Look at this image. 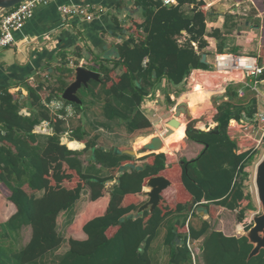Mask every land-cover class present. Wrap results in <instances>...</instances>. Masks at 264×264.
<instances>
[{
  "label": "trees",
  "instance_id": "trees-1",
  "mask_svg": "<svg viewBox=\"0 0 264 264\" xmlns=\"http://www.w3.org/2000/svg\"><path fill=\"white\" fill-rule=\"evenodd\" d=\"M192 4H196L195 0H176V5L170 7L161 0H141L143 19L127 30L130 36L116 49L118 59L110 68L91 66L101 78L99 83L90 82L87 90L93 93L99 88L94 97L103 101L107 120L124 122L129 132L150 127L140 105L154 87L162 79L172 87H180L192 70L207 69L200 62L208 46L202 39V13L195 9L193 15L186 16L182 10ZM183 31L190 37L180 45L178 37ZM191 43H197L198 54ZM77 65L84 67L88 63ZM117 69H122V73L112 77ZM42 90V85H38L37 89L27 91L26 104L34 109L29 118L20 115L22 105L14 94L6 89L0 91V197L13 209L0 223V264H46L42 259L63 243L57 230L59 214L72 207L86 189L90 202L102 198L107 193L106 183L113 180L115 184L108 192L109 202L104 213L83 225L86 237L83 241L68 239V250L53 264H151L148 246L158 228L172 215L189 214L192 200L195 208L206 210L208 219L202 222L199 231H186L184 223L174 224L166 239L172 264H264L262 251L248 260L252 245L245 237L225 236L214 231L211 225L216 217L213 208L233 212L247 198L243 189L247 177L244 169L252 163L253 155L237 153L235 142L227 135L229 123L239 118L238 107L230 101L223 102L217 107L214 128L205 132L188 131L185 136L186 128L181 123L165 140L174 154L184 142L201 146L194 159L184 157L179 163L167 166L163 153L150 154L145 157L147 163L135 167L129 155L96 148L94 140L84 139L86 134L81 128L76 130L73 139L85 140L83 151H75L81 147L75 142L61 144L63 121L50 117L44 109ZM201 91L197 89L192 95L198 98ZM233 95V91H228L226 96L231 100ZM51 98L49 94L46 100ZM41 120L52 125L51 136L40 137L33 132ZM171 152L167 151L173 155ZM84 166L105 169L108 176L88 175ZM153 177H164L171 185L176 180L174 196H168L171 191L166 189L153 212L144 211L142 217L134 218L144 204L138 196ZM243 216L244 209L238 212L237 221L241 222ZM23 229L30 231L29 239L16 249ZM188 237L202 239L194 262L186 246Z\"/></svg>",
  "mask_w": 264,
  "mask_h": 264
},
{
  "label": "crops",
  "instance_id": "crops-1",
  "mask_svg": "<svg viewBox=\"0 0 264 264\" xmlns=\"http://www.w3.org/2000/svg\"><path fill=\"white\" fill-rule=\"evenodd\" d=\"M195 2L196 4L184 6L182 10L186 16L193 15L195 9L200 10L203 27L202 39L206 41L208 46L204 52L207 69L192 70L185 80L192 87V93L189 94L188 91L183 90L185 82L176 88L170 86L166 79H162L140 105V111L150 123V127L129 132L124 122L118 119L107 120L104 117L103 101L94 97V94L99 93V88L93 93L87 90L88 93L82 100V106L84 105L83 101L85 102L84 107L78 106L80 108L78 110L73 108L72 104L68 105L69 103L66 104L65 102L67 106L71 107L72 113L60 112L58 114L64 117L62 120L63 134L60 136L61 144L75 142L81 145L75 151H83L85 140L78 142L73 139L76 130L81 128L86 134L84 139L87 141L94 140L96 148L116 154L129 155L134 159L133 165L141 167L148 162L145 157L154 154L145 150V146L152 139L159 137L162 140V146L155 153H163L166 156V165L169 166L177 163L176 155L165 144V140L169 137L163 138L165 126L163 129H156L154 121L156 118L161 121V115L158 117V113L165 114L167 110L170 113L173 107L176 108L182 104L186 105L192 117H197L200 112L196 109L197 101L192 95L197 89L210 91L220 88L219 91H221L220 95L216 97L217 103L214 104L216 109L211 121L206 123L204 118L196 120L190 117V121H196L195 128L198 131L205 132L206 129L217 126L214 123V117L217 114L218 105L223 102L230 101L233 106L238 107L239 117L241 114L247 117L264 114V85L259 86L258 92H254L248 86V80H244L241 74L228 75L231 78L227 81L224 79L226 74L211 70L214 68V54H219V50H221V54L254 57L259 66L264 67V0H208L204 2L195 0ZM200 4L201 6H199ZM172 5H176V0L175 4ZM62 6H88L92 17L90 20L63 17L59 13V8ZM143 16L141 0H52L46 5L35 7L32 17L20 31L14 33V44L8 48L0 47V91L6 89L14 94L22 105L20 115L27 118L31 117L34 109L26 104L28 89L34 90L37 89L38 85H42V89L45 91H57L50 94L51 100H59L62 91L74 81L75 75L72 74V70L74 71L76 67H83L77 64L88 63L89 66L83 68L90 70H92L91 66L99 67V65L110 68L111 63L118 59L117 47L130 36L127 30L133 29L134 22L142 21ZM133 35L131 34V36ZM189 37L186 31L181 32V36L178 37V44H184ZM194 51L199 53L198 45L197 50ZM121 71L122 69H117L114 74L118 76L122 73ZM198 72L217 76L216 78L222 75L223 78L221 76L216 80L215 77V79L208 77L205 84H196L192 78ZM98 74L100 75V73ZM51 78L57 82V86L53 89L50 84L45 83ZM207 83L209 84L207 85ZM221 83H224L223 86L220 85ZM48 87L49 89H47ZM165 91L173 92L166 94ZM228 91H233L234 95L231 100L226 96ZM202 98L203 96L199 94L197 99L201 100ZM221 99L222 102L219 103L218 101ZM171 119H167L166 124ZM177 120L186 128L187 124L183 120ZM42 122L43 120L35 126L33 132L40 137L51 136L53 134L51 124L48 130L52 129V132L49 134L36 133V127L40 126ZM198 124L200 127L197 128ZM149 131L150 133H148ZM176 131L177 128L171 135ZM189 144L186 143L183 150L185 152L182 155V158L185 157L186 160L194 159L202 150L199 145ZM167 151L173 155H169ZM84 172L94 177L104 178L108 176L105 169L91 166H84ZM114 184L115 180L106 183L107 193L95 202H90L89 191L84 190L80 199L72 207L59 214L57 230L63 240L83 241L86 238L82 231L83 225L104 213L109 202L108 192ZM148 191L145 185L141 195L138 196L141 202L146 203L148 201L146 196ZM168 196L173 197L174 192L171 191ZM193 208L191 214L190 210L188 211L189 214L172 215L162 222L155 238L148 246L151 264H172L170 262V247L166 245V239L170 230L175 226L174 224L177 222L184 223L186 231L189 229L199 231L201 229L202 222L208 219L207 212L199 207ZM215 209L219 210L216 212L217 215L220 211H224V208L215 207ZM217 215L218 223L216 226H212L214 231L222 232L228 237H240L234 233L236 231L225 217L217 218ZM211 224L213 225V223ZM201 243L202 239L189 240L188 249L194 259L200 253ZM65 245L64 253L68 250L67 243ZM60 247L57 249L58 251ZM47 255H51V253ZM181 264H191V262H182Z\"/></svg>",
  "mask_w": 264,
  "mask_h": 264
},
{
  "label": "built area",
  "instance_id": "built-area-1",
  "mask_svg": "<svg viewBox=\"0 0 264 264\" xmlns=\"http://www.w3.org/2000/svg\"><path fill=\"white\" fill-rule=\"evenodd\" d=\"M52 0H25L18 3L17 6L0 11V47L8 48L14 44V33L20 31L24 24L32 17L35 7L46 5ZM163 5L170 6L175 4V0H161ZM204 2L208 0H196ZM59 13L63 17H78L85 20H90L92 13L88 6H62L59 8ZM191 47L197 50V44L191 43ZM213 67L217 73L233 75L241 74L244 80H248V86L254 92H258L259 86L264 85V67L259 66L257 59L244 55L232 54H214ZM242 95V92H240ZM42 106L48 112L50 117H56L64 120V117L58 115L60 112L71 114V107L67 106L62 100H42ZM175 112V107L170 110V113ZM50 123L43 121L40 126L36 127V133L49 134L52 129L48 130ZM42 129L40 130V128ZM45 129V130H43ZM227 135L229 140L235 142L237 153H250L255 156L261 151V146L264 144V114H255L253 117H247L241 114V117L231 121L228 125ZM246 169V168H245ZM244 169V171H245ZM240 226V225H239ZM241 231L243 228L240 226ZM186 246L189 248V237L187 238ZM193 258V255H192ZM194 262V258H193Z\"/></svg>",
  "mask_w": 264,
  "mask_h": 264
},
{
  "label": "water",
  "instance_id": "water-1",
  "mask_svg": "<svg viewBox=\"0 0 264 264\" xmlns=\"http://www.w3.org/2000/svg\"><path fill=\"white\" fill-rule=\"evenodd\" d=\"M25 0H0V11L11 9L18 5ZM202 64L206 65V54L201 56ZM75 78L74 81L66 87L61 93V100L66 103L74 104L76 106H82V101L78 98L77 92L82 87L87 89L90 82H100V75L92 70L85 69L83 67H76L74 72ZM185 117L186 120H189L191 115L188 111V108L185 104L178 105L175 108L174 116L171 120L167 122V127L165 128V133L163 138H167L172 134V129L178 128L180 122L177 119H182ZM185 136L188 131L198 132L195 128L196 121H187ZM214 134H218V131H215ZM162 146V140L159 137H156L150 141L148 145L145 146V150L154 153L160 150ZM132 155V153H129ZM254 174V183L256 187V195L257 200L261 206V214L256 216L253 219V225L250 227L243 237L248 240V243L252 245V250L248 255V260L253 257H256L262 251L264 254V155L256 165L255 173ZM171 186V183L165 179L164 177H153L150 178L147 183L146 187L149 190L146 193L148 197V201L144 203L134 215V218L142 217L144 211L153 212L154 209L160 202V195L163 191L168 189ZM194 207V201L192 200L190 205L188 206V210H192Z\"/></svg>",
  "mask_w": 264,
  "mask_h": 264
},
{
  "label": "rangeland",
  "instance_id": "rangeland-1",
  "mask_svg": "<svg viewBox=\"0 0 264 264\" xmlns=\"http://www.w3.org/2000/svg\"><path fill=\"white\" fill-rule=\"evenodd\" d=\"M86 66L88 67L89 65H86ZM211 70L213 71L214 68H212ZM73 72L74 71L72 70V74L75 75V73H73ZM216 75H218V74H216ZM114 76H117V75L112 74V77H114ZM220 77H221V75H220ZM45 83L50 84V87L52 89H53V87L57 86V82L53 78L46 80ZM208 84L209 83H207V85ZM223 84L221 83L220 85L223 86ZM47 89H49V87ZM219 89L220 88H218L217 90L212 89L210 91H201L202 96H203V98L201 100L197 99L195 94L193 95L194 99H196V101H197L196 109L200 112V114L197 117L191 116L192 119L199 120L200 118H204L206 120V123L211 121V118L214 115V110L216 109V107L214 105L217 103L216 97L219 96L220 92H221V91H219ZM183 90L186 92L188 91L189 94H191L193 91L192 87L189 86V83H187V82H185V84L183 85ZM54 92H57V91L42 90L40 92V96L43 100V99H46L49 94H54ZM170 92H173V91H165L166 94H168ZM87 93H88L87 89L82 87L81 89L78 90L77 96L82 101L84 96ZM59 100H61V99H59ZM218 102L219 103L222 102V99ZM83 104L84 105L82 107L85 106L84 101H83ZM174 104H171V105H174ZM82 107H80V108H82ZM166 112H165V114L158 113V117H159V115H161L160 116L161 121H159L158 118H156V121H154V126L156 127V129H163L164 126L165 127L167 126L165 121H167V119L173 118L174 113L171 114V113H169L168 110ZM182 119L185 122V124H187L186 118L184 116L182 117ZM198 127H200L199 124H198L197 128ZM206 128H208L207 125H206ZM148 133H150V131ZM184 146H185V142H184V145L181 147V149L178 150L177 153H175L177 163H179V161L182 158V155H183L182 150L184 149ZM260 150L261 151L258 153V155L255 156L256 158L253 159L250 166L245 169V172L247 173V177L244 180L243 189H244V193L247 196V198L241 202L240 208L237 209L236 211H233V212L224 210V211H220V213L218 215L215 213L218 216L217 218H224L225 217L228 220V223L233 227L234 231H235L236 227L240 225L243 228V231H241L239 233L234 232V233H237V235H239V236L244 235V233H246L247 229L252 227L253 219L256 216L261 214V206L257 200L256 187H255V183H254V174H253V173H255L256 165L259 163V161L261 160V158L264 155V144L261 146ZM154 154H158V153L154 152ZM176 185H177V182H176V180H174L172 187L169 189V191H173L174 187H176ZM248 205L249 206L251 205L250 209L248 208ZM242 209H244L243 220L241 222H238L237 221V215H238V212ZM213 210L216 212L219 211V210H216L214 208H213ZM12 213H13L12 206L9 203H7V201L4 197H0V223L5 221ZM215 214H214V216H216ZM212 223H213V225L211 224L212 226L217 225L218 220L216 219V217L212 220ZM61 232H62V230H61ZM29 235H30V231L28 229L22 230L21 235L19 236V239L17 240V243H16V249H19L22 245H24L28 241ZM66 243H67V241L63 240V244L61 245L60 250L59 251L55 250L53 253H51V255L45 256L44 257L45 261H44V259H42V262H45L46 264H53L54 262H56L57 259L59 257H61V255L64 254Z\"/></svg>",
  "mask_w": 264,
  "mask_h": 264
},
{
  "label": "bare ground",
  "instance_id": "bare-ground-1",
  "mask_svg": "<svg viewBox=\"0 0 264 264\" xmlns=\"http://www.w3.org/2000/svg\"><path fill=\"white\" fill-rule=\"evenodd\" d=\"M222 76V75H221ZM210 78V77H212V78H216L217 76H212V75H207V74H203V73H196L194 76H193V78H192V81L194 82V83H196V84H205L206 83V79L207 78ZM218 77H220V75L218 76ZM214 78V79H215ZM222 78H223V76H222ZM231 77L230 76H228V75H224V79L225 80H229ZM216 80H218V78H216ZM235 231L237 232V233H239V232H241V228H240V226H237L236 227V229H235Z\"/></svg>",
  "mask_w": 264,
  "mask_h": 264
}]
</instances>
